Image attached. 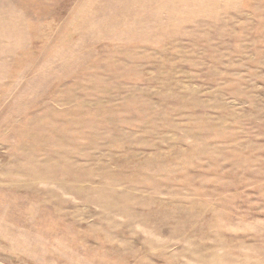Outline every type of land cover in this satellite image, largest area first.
I'll return each mask as SVG.
<instances>
[{"label":"rangeland","instance_id":"374dc122","mask_svg":"<svg viewBox=\"0 0 264 264\" xmlns=\"http://www.w3.org/2000/svg\"><path fill=\"white\" fill-rule=\"evenodd\" d=\"M0 264H264V0H0Z\"/></svg>","mask_w":264,"mask_h":264}]
</instances>
